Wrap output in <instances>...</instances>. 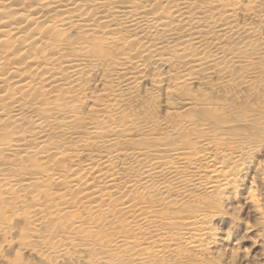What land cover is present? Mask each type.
Instances as JSON below:
<instances>
[{"label": "bare ground", "instance_id": "obj_1", "mask_svg": "<svg viewBox=\"0 0 264 264\" xmlns=\"http://www.w3.org/2000/svg\"><path fill=\"white\" fill-rule=\"evenodd\" d=\"M0 264H264V0H0Z\"/></svg>", "mask_w": 264, "mask_h": 264}, {"label": "rangeland", "instance_id": "obj_2", "mask_svg": "<svg viewBox=\"0 0 264 264\" xmlns=\"http://www.w3.org/2000/svg\"><path fill=\"white\" fill-rule=\"evenodd\" d=\"M255 252H257L256 256H258V253H260V248L255 249Z\"/></svg>", "mask_w": 264, "mask_h": 264}]
</instances>
